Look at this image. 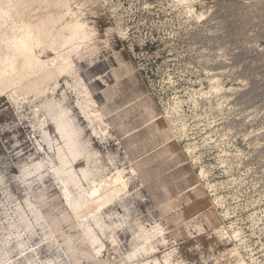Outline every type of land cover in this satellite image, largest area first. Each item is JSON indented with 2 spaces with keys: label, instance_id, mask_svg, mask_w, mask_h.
<instances>
[{
  "label": "rangeland",
  "instance_id": "1",
  "mask_svg": "<svg viewBox=\"0 0 264 264\" xmlns=\"http://www.w3.org/2000/svg\"><path fill=\"white\" fill-rule=\"evenodd\" d=\"M13 3L11 14L18 13L5 24H84L89 37L75 56L76 69L110 125L109 139L91 135L70 92L68 107L106 172L115 166L136 172L122 202L129 224L118 233L120 254L108 245L99 263L122 264L138 225L158 224L165 242L156 256L169 251L172 264H264V0ZM41 49V59L55 55ZM63 85L60 80L49 98H61ZM15 87L0 94V247L10 228L7 213L16 222L15 209H25L30 198L39 222L53 224L57 217L60 224L55 244L38 225L29 235L39 241L37 264H95L83 257L73 224L61 221L64 207L54 186L19 178L23 167L47 157L38 146L41 101ZM46 130L54 135L51 126ZM121 204L113 209L123 213ZM11 245L15 263H25ZM109 252L115 260L106 259Z\"/></svg>",
  "mask_w": 264,
  "mask_h": 264
},
{
  "label": "bare ground",
  "instance_id": "2",
  "mask_svg": "<svg viewBox=\"0 0 264 264\" xmlns=\"http://www.w3.org/2000/svg\"><path fill=\"white\" fill-rule=\"evenodd\" d=\"M13 1L15 5V0H0V28L3 27L0 30V94L16 86L18 92L26 98L30 95L40 99L41 105H36L35 110L36 114L39 113V133L42 138V141H38V146L42 151L39 152L41 156L47 157L23 167L19 178L26 182L37 177L49 181L54 186L64 207L61 221L71 222L76 228L79 238L76 244L85 249L83 257L100 264L99 258L109 249L108 245L115 250L121 247L118 233L129 224V209L122 202L130 194V183L136 172L133 168L127 170L119 166L106 172L100 165L98 152L89 148L84 129L75 117L74 110L68 107L70 92L75 100V112L85 121L91 135L109 139L110 126L76 69L75 56L89 37L84 24L70 22L60 29H55L54 19H47L46 22L40 20L41 24L35 21L5 24L13 14L9 6ZM39 47L48 49L55 55L41 59L36 51ZM60 80H63L64 84L61 98L50 99ZM50 126L53 128V136L46 130ZM187 154L193 161L199 160L194 148L187 147ZM202 173L204 172L201 170L200 174ZM118 203H122L123 213L113 209ZM25 206V209H15L16 222L10 221L9 213L6 215L10 228L5 233L3 246L0 247V264H37L34 256L38 254L39 241L33 242L29 237L33 235L36 225L42 228L43 239L53 244L57 241L56 234L60 230L57 217H53V224L48 220L39 222L42 215L38 206L30 198H25ZM163 234L158 224L150 227L138 225L133 231V242L130 241L132 247L122 253L121 263L172 264L169 251L164 252L162 258L156 256L158 244L165 242ZM36 235L38 236L37 232ZM68 240L67 237L62 239L66 248L70 247ZM11 244L17 250L15 255L19 256V259L25 258V263H15L14 255H11ZM64 252L68 255L66 250ZM105 264L110 263L107 261Z\"/></svg>",
  "mask_w": 264,
  "mask_h": 264
},
{
  "label": "built area",
  "instance_id": "3",
  "mask_svg": "<svg viewBox=\"0 0 264 264\" xmlns=\"http://www.w3.org/2000/svg\"><path fill=\"white\" fill-rule=\"evenodd\" d=\"M115 258H116L115 254H113L111 252L107 253V255H106V259L109 261H113V260H115Z\"/></svg>",
  "mask_w": 264,
  "mask_h": 264
},
{
  "label": "crops",
  "instance_id": "4",
  "mask_svg": "<svg viewBox=\"0 0 264 264\" xmlns=\"http://www.w3.org/2000/svg\"><path fill=\"white\" fill-rule=\"evenodd\" d=\"M102 112V111H101ZM103 113V112H102ZM104 115V114H103ZM104 117H105V115H104ZM154 121V120H153ZM109 124V123H108ZM110 126V125H109ZM120 243H122V241H121V239H120Z\"/></svg>",
  "mask_w": 264,
  "mask_h": 264
}]
</instances>
